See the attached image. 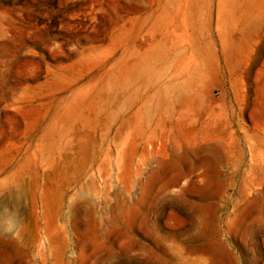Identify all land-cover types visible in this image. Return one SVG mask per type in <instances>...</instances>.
Listing matches in <instances>:
<instances>
[{
	"label": "rangeland",
	"instance_id": "obj_1",
	"mask_svg": "<svg viewBox=\"0 0 264 264\" xmlns=\"http://www.w3.org/2000/svg\"><path fill=\"white\" fill-rule=\"evenodd\" d=\"M0 264H264V0H0Z\"/></svg>",
	"mask_w": 264,
	"mask_h": 264
}]
</instances>
